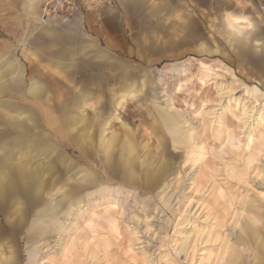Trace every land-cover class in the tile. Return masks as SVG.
<instances>
[{"label": "rangeland", "instance_id": "1", "mask_svg": "<svg viewBox=\"0 0 264 264\" xmlns=\"http://www.w3.org/2000/svg\"><path fill=\"white\" fill-rule=\"evenodd\" d=\"M24 3L0 0V70L11 60L24 69L18 90L12 87L16 73L6 71L0 79V157L6 154L9 162L23 161L46 174L37 198L31 187L34 178L15 177L18 188L0 200L4 232L0 264L9 260L32 264L35 259L42 263L46 251L58 255L57 239L68 237L59 230L62 221L68 220L63 213L66 206L81 200L84 208L93 209L92 203L108 194L119 205L109 212L104 205L96 208L99 217L93 226L97 235L104 230L114 235L111 256L115 262L136 264L124 254L131 245L138 264L144 256L152 264H166V253L172 264H191L188 251L173 245L180 241L179 230L188 224H180L182 220L197 217L196 223L203 226L206 210L200 216L202 207L196 215L194 211L204 199L214 203V195L206 198L207 189L193 193L190 188L193 180H204L207 167L216 169L218 182L236 197V209L243 211L235 217L240 218L237 225L232 217L225 229H219L228 246L219 264L264 261V247L259 246L264 242V145L260 137L264 124L257 125V112H264V0H141L127 7L115 0L121 20L102 26L98 19L92 25L96 31L88 25L85 30L112 57L82 58L72 73L58 69L56 74L31 73L34 67L49 73L57 70L39 47L37 30L33 31L34 24L41 27L44 23L41 17L36 22L28 15ZM228 13L241 15L251 27L249 42L227 41ZM203 46L209 51H203ZM82 61L92 64L84 72ZM35 83L42 88L32 93ZM220 84L232 86L253 107L247 123L236 104L229 105L228 97L221 99ZM246 85L258 86V100L245 95ZM13 107L31 111L33 120L23 129L7 118ZM214 110L213 115L206 113ZM162 114L179 120L186 130L171 133ZM83 134L87 139L81 141ZM47 141L59 149H45ZM200 145L204 159L192 167ZM254 149L259 154L249 168L245 158ZM61 152L69 158L67 163L60 162ZM129 155L134 158L132 169L126 163ZM5 163L0 161V169ZM226 165L241 172V182L226 179ZM64 190L70 194L66 200ZM191 197L195 210L182 215ZM218 210L214 206L212 216ZM111 216L116 219L114 227L108 221ZM83 221L79 227L85 229ZM251 229L260 237H251ZM210 248L219 250L217 244ZM93 251L99 252L100 247L94 246ZM232 254L238 256L236 263Z\"/></svg>", "mask_w": 264, "mask_h": 264}, {"label": "bare ground", "instance_id": "2", "mask_svg": "<svg viewBox=\"0 0 264 264\" xmlns=\"http://www.w3.org/2000/svg\"><path fill=\"white\" fill-rule=\"evenodd\" d=\"M126 1L129 2L130 0H126ZM226 19L230 29L229 36L226 38L227 41L231 42L241 39L245 42H249V40H251V35H250L251 27L247 25L245 19L241 15L228 13ZM49 24H53V23H49ZM257 42L259 43V41ZM202 50L209 51L207 46H203ZM15 65H16L15 60H11L9 62V67L8 68L6 67L7 69L5 68L3 71L0 72V79L4 74H6V71L9 73L11 68L13 69ZM218 87H220L221 90L220 93L221 99L228 97L229 105H232L233 103L236 104L237 110H239L240 113L243 115L242 119L243 120L247 119L245 121V123H247L248 120L253 117V112H254L253 107L248 105L241 96H237V92L232 86H227V84L226 85L220 84ZM245 93H246L245 95H253L255 97V100H258V96L259 94H261V90L258 88V86H255L254 88L250 89L246 85ZM122 104L123 103H121V105ZM13 108H14L13 114L11 116H8L7 118L10 122H16V126L19 129H23L25 127V124L30 121L31 111L26 108H18V107H13ZM206 113L210 116L215 114L216 110H214L211 113L210 112H206ZM257 113H258L257 115L259 116L257 118V125L264 124V112L260 111ZM233 115H235V113H233ZM161 117H162V121L165 123L167 129L171 133H180L186 130V128L183 126L184 124H181L179 120L177 119L171 120L164 114H162ZM235 117L238 118L239 116L235 115ZM210 120L214 123L213 119ZM189 121H185V123H189ZM253 128L256 127L254 126ZM215 135L216 136L220 135V131H217ZM260 135L262 139V144L264 145V132L261 133ZM25 137L28 136L25 135ZM81 137H83V140L81 141L87 139V136H85V134H83ZM92 142L93 141L89 140L88 143H92ZM43 146L46 147L45 149L48 150L51 149L57 151L59 149L58 146L52 141L45 142ZM92 147L94 146L92 145ZM128 147H131L130 143H128ZM203 152H204V146L200 145L198 148V153L194 157L193 160L194 164H192V167H194L196 163L204 159ZM257 154H259V150L254 149L253 152L249 154V156H247L246 158L242 157L245 158V163L249 168L251 167V164L254 162ZM58 158L62 163H67L69 161V158L65 154H63V152H61L58 155ZM106 158L108 161L113 160L111 156H107ZM0 161L6 162L0 169V200L2 199V197H5L7 194L16 191V189L18 188L19 184L17 180L13 179L15 177L24 178V179L29 177L34 178L31 187L33 189V195L35 198H37L38 195L43 192V188L45 184L44 175L46 174L43 170L31 169L23 161H20L19 163L9 162V159L6 154L1 155ZM126 163H127V167L129 169H132L134 165V158L130 155L127 156ZM207 168L209 172H205L203 174L204 180H197V179L193 180L191 182L190 188L193 191V193H197V192L200 193L204 191L206 192L205 189H207L208 194L206 198L214 195V203L212 204L204 199V201L199 203V206L195 210L194 208L196 204L194 202V198L191 197V199L188 201V203L185 206L186 207L185 210L182 211V215L186 214L188 211H190L191 214L193 210H195L194 215H196L197 212L201 210L202 207L201 212L200 213L198 212L199 216L204 210H206L207 217L204 218L203 226L200 225V223H196L198 220L197 217H194L195 219H193V221L191 218H184L180 224H184L186 221H188L187 225L191 224V226L187 228L186 225L185 228L179 230L180 233L178 238L180 239V241L176 240V242L173 245V248L176 250L186 249L188 251L191 264H219V261L222 258H224V255L226 253H228L227 241L225 239V236L219 231V229H223L224 227H226L232 217L233 218L238 216L241 217L243 213L241 209L237 210L234 205L236 201V197L231 195V193L225 190V188L221 186V183L218 182L216 169L209 167ZM223 169L225 170L227 176L226 179L229 182L242 181L243 176L241 172H239L234 166L226 165ZM208 182L210 185V186L208 185L209 188L207 187ZM165 189H167V187ZM60 190L61 187L60 188L58 187V191ZM62 194H63V198H65L64 200H66V198H69L70 194L68 193L67 190H64ZM172 195L169 198H172L173 197ZM169 200L170 199H168L167 201ZM1 202L2 201H0V206H1ZM193 202L194 205L192 206ZM198 202L199 201H197L196 203ZM81 203H82L81 200L70 202L66 206V209L63 211V213H65V215L68 217V220L62 221L63 224H61V228L59 230H61L62 233L65 234L64 236H67L68 234V237L66 238L65 241H60L61 238L57 239V245L59 246L58 255H53L49 251H46L42 263L40 260L35 259L32 261V264H126L124 261L121 260L115 262L111 256V247L113 246L112 239L114 235L110 232V230H104L102 233H99L97 235L96 233L98 230L96 226H93L95 222V218L99 217V212H97L95 209L104 205L106 210H108L109 212L111 209L116 208L117 205H119V200L112 194L104 195L102 196V200H98L92 203L93 209L84 208V204L81 205ZM216 205L219 207V210L212 216V210ZM124 212H125L124 210L121 211V213L125 214ZM85 213L89 214V217H85ZM91 215L93 216L92 218H90ZM132 217L134 219H139L137 214H134ZM81 219H83L86 222L85 229L79 227V223ZM239 219L240 218L234 219V223H233L234 226L239 223ZM108 221L111 227H114L116 225L115 217L111 216ZM150 229L151 226L147 225L146 231L149 232ZM2 235L4 236V232L0 227V243L3 238ZM251 237L256 239L260 236L256 230L251 229ZM214 244L218 245V249H219L218 251H213L210 248V246ZM94 246L96 247L99 246L100 251L94 252L93 251ZM259 246L260 248H263L264 242H260ZM124 254L127 255L130 259H132L136 264H138V261L136 259V253L131 245H129L124 250ZM163 258L166 259V264H172V257L170 254L166 253V255H164ZM231 260L234 263H236L238 260L237 254H232ZM6 264H18V263L9 260L8 262H6ZM142 264H152V261L149 259L148 256H144L142 258ZM254 264H264V261L261 258H256L254 260Z\"/></svg>", "mask_w": 264, "mask_h": 264}, {"label": "crops", "instance_id": "3", "mask_svg": "<svg viewBox=\"0 0 264 264\" xmlns=\"http://www.w3.org/2000/svg\"><path fill=\"white\" fill-rule=\"evenodd\" d=\"M40 1L41 0H25L24 8L28 15H30L37 22L41 17L40 10ZM121 4L125 7L126 4L137 3L141 0H119ZM127 7V6H126ZM101 19L102 26L104 24L110 23V21H120L121 13L118 8L114 6L103 7L99 12L91 14L86 19H79L70 25H66L65 29L56 27L55 24H43L44 26H36L34 24L33 31L37 30L39 34V47L45 53L46 58L53 61L56 68L54 73H49L43 70H39V67H34L31 73H48L56 74L58 69H66L68 73H72L74 67L77 65L78 60L85 59H102L112 57L109 55L107 50L101 49L98 39L88 35L85 30L86 26L91 28V30H97L98 28L92 26L95 25V21ZM92 26V27H91ZM101 26V27H102ZM48 52V53H47ZM83 60V59H82ZM16 62V61H15ZM88 63L82 61L80 64L82 72H84ZM89 67L92 65L88 64ZM25 66V65H24ZM37 66V65H36ZM9 67V62L2 67L0 71L4 68ZM6 68V69H7ZM26 68V67H25ZM38 68V69H37ZM86 71V70H85ZM9 73H16V78L13 82V89H20V76L23 75L24 69L23 66L18 63L11 68ZM41 86L37 83L31 88L32 93H36L41 90ZM33 120V119H32ZM30 118V121H32ZM9 198H12L9 196Z\"/></svg>", "mask_w": 264, "mask_h": 264}, {"label": "built area", "instance_id": "4", "mask_svg": "<svg viewBox=\"0 0 264 264\" xmlns=\"http://www.w3.org/2000/svg\"><path fill=\"white\" fill-rule=\"evenodd\" d=\"M114 3L115 0H41V20L44 24L66 26Z\"/></svg>", "mask_w": 264, "mask_h": 264}]
</instances>
